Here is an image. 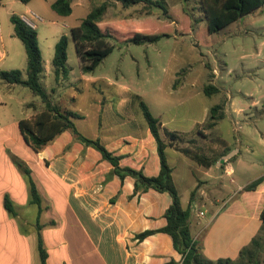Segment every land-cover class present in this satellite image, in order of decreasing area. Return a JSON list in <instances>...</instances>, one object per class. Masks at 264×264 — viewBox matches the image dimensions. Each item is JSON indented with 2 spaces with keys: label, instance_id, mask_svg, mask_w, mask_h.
I'll list each match as a JSON object with an SVG mask.
<instances>
[{
  "label": "crops",
  "instance_id": "obj_1",
  "mask_svg": "<svg viewBox=\"0 0 264 264\" xmlns=\"http://www.w3.org/2000/svg\"><path fill=\"white\" fill-rule=\"evenodd\" d=\"M55 1L31 0L28 4H22L26 13H33V6L45 12ZM16 2L21 0H0V13L8 4ZM17 15L27 20L23 14ZM8 38H16L14 31ZM5 39L0 17L1 46H4ZM5 56L3 51L0 63ZM71 76L72 72L67 83L58 81L60 85L52 88L51 98L60 96L61 89L72 84ZM176 78L174 76L173 80ZM82 79L91 84L98 82L92 74L83 72ZM109 86L120 89L121 93L129 92L127 86L121 83L110 81ZM173 86L167 92L168 96L178 94L185 88L183 83L177 88ZM156 92L160 93L161 90ZM156 95L154 103L158 111L155 112L148 103L150 110L160 120L163 130L178 133L183 138L175 146L167 148L166 153L182 205L184 208L191 207L193 212V238L202 247L204 256L211 261L237 259L263 226L264 135L260 139L262 149L256 151L252 145L246 144V151L252 156L257 155L256 159L250 161L249 168L258 165L260 169L256 170L255 176L242 178L240 162L234 166L233 161L242 154L243 144L238 140L230 148L221 134L216 135L221 120L214 129L203 128L211 109L207 101L199 100L193 94L175 108H168L164 106L166 100ZM60 101L56 98L53 100L64 110L82 115V118L75 119L79 131L91 139L100 140L111 153L121 157L122 167L141 171L147 177L159 175L161 163L158 145L143 115L128 113L126 107L124 118H114L110 111L112 100L104 96L93 99L95 108L71 109ZM71 101L76 103V98ZM197 109L201 114H195L194 110ZM91 111L94 117H90ZM90 122H93L91 127ZM162 137L168 140L164 133ZM220 140L223 147L213 149L212 143ZM179 148L197 151L214 165H200ZM31 158L26 165L31 170L42 200V211L39 216L38 209L37 215L41 230L37 229V224L26 227L29 221L20 225L19 208L15 206L16 217L10 216L3 208V199L0 206V264H41L39 236L48 255L47 264H182V255L176 251L168 234L157 232L144 240L138 238L146 231H160L166 227V212L172 204L168 193L149 190L140 197H133L135 180L127 177L121 181L118 176L112 175V164L94 148L76 141L70 131L60 134L41 152H33ZM229 165L233 170L231 176L225 173ZM14 168L17 167L14 165ZM16 170L21 174L18 168ZM246 170L248 173L249 169ZM238 174L239 180L234 178ZM19 176L6 192H2V196L8 193L14 205H33L30 187L23 174Z\"/></svg>",
  "mask_w": 264,
  "mask_h": 264
},
{
  "label": "rangeland",
  "instance_id": "obj_2",
  "mask_svg": "<svg viewBox=\"0 0 264 264\" xmlns=\"http://www.w3.org/2000/svg\"><path fill=\"white\" fill-rule=\"evenodd\" d=\"M105 1H111V4L103 23L109 24L119 38L125 39L137 30L142 35L145 32L164 37L157 42L142 45L112 40L114 51L92 73L98 82L91 84L82 79L81 63L71 37V29L80 26L92 9ZM163 1L164 10L149 8L144 4L126 8L115 0H74L70 17L59 16L51 8L41 12L35 6L32 7L33 13H26L22 2L10 3L0 13L6 38L4 46L0 44V56L3 51L6 53L0 63V72L21 70L23 77L27 78L25 47L18 38H8L14 31L11 23L13 12L23 14L38 32L46 69L41 83L48 94H51L56 84L60 85L53 74L55 46L63 35L70 37L68 66L73 82L61 89L60 96H53V100H61L63 106L71 109L95 108L93 99L104 96L112 100L111 115L120 120L125 117L126 107L128 113L143 115L141 101L147 105L149 103L155 112L158 111L154 103L156 94L166 100L164 106L168 108H175L179 102L195 94L199 100L207 101L211 108L217 105L224 107L225 117L219 122L216 135L221 134L230 148L238 140L242 142L243 152L233 161V165L237 166V162H240L242 178L255 176L260 166L249 168V163L257 155L252 156L245 146L250 144L256 151L262 149L260 139L264 135V7L221 32L209 35L203 0ZM174 76L177 77L175 80ZM110 81L126 85L129 92L121 93L120 89L109 86ZM181 83L185 88L180 93L167 95L172 84L177 88ZM211 84L219 92L208 98L204 88ZM158 90L161 92H156ZM73 98H76V103L71 101ZM43 109L42 98L34 95L29 88L8 84L0 78V206L5 195H8L5 193L2 196V192H6L12 181L22 174L14 168V161L26 164L33 157V150L24 142L18 123L31 119L33 114ZM194 112L201 114L200 109ZM90 115L95 116L92 111ZM205 124L203 128L207 129ZM200 132L203 133L202 130ZM212 147L222 148L223 141L213 142ZM191 151L198 154L197 151ZM246 169H249L248 173ZM234 178L239 180L240 174ZM57 204L61 205L60 201ZM22 205H15L19 208L18 223L23 225L29 221L26 227H31L36 224L39 208L36 205ZM3 208L2 212L6 214Z\"/></svg>",
  "mask_w": 264,
  "mask_h": 264
},
{
  "label": "trees",
  "instance_id": "obj_3",
  "mask_svg": "<svg viewBox=\"0 0 264 264\" xmlns=\"http://www.w3.org/2000/svg\"><path fill=\"white\" fill-rule=\"evenodd\" d=\"M31 0H21L28 4ZM124 7L144 4L149 8L165 9L163 0H115ZM111 1H105L101 5L93 8L80 26L71 29V37L75 42L76 52L80 59L81 69L84 74H92L103 63V61L113 53L115 46L111 41L129 42V44L142 45L145 43H154L163 38L160 34L142 35L140 30L133 32V35L119 38L115 30L109 24L103 23V18L110 7ZM73 0H56L51 9L59 16L68 17L73 13ZM204 12L207 22L209 35H215L222 30L230 27L240 19L257 12L264 7V0H203ZM11 23L14 27V36L24 45L27 54V78H23L21 70L1 71L0 78L8 84L20 85L29 88L34 95L42 98L44 109L35 114L31 119H24L19 122V129L24 142L34 153L41 152L47 145L52 143L60 134L70 131L76 141L86 147H92L97 150L104 160L110 162L113 166L112 175L118 176L121 181L127 177L135 180V189L133 197H140L149 190H155L160 193H168L172 198V204L166 212L167 225L160 231H146L138 238L144 240L146 237L157 232L168 234L172 240L177 252L182 255V264H263L264 260V209L261 213L263 226L257 236L251 243L245 247L237 259H219L211 261L207 259L202 251V247L194 240L191 231V218L193 215L191 207L184 208L181 196L176 187L173 178V170L169 165L167 158V148L175 146L177 141L183 138L175 132L163 130L160 120L154 116L149 106L140 102L145 121L158 145L161 169L157 177H147L141 171L121 166V157L111 153L100 140L91 139L82 134L75 119L82 118V115L71 110H64L59 104L53 102L51 95L47 93L41 83L44 72L43 56L39 45L38 32L30 27L19 15L11 16ZM70 37L63 35L55 46L53 58V72L56 81L70 80L71 69L68 66V49ZM219 89L208 85L204 88V93L211 97L218 93ZM223 108L220 105L210 109L209 119L205 124L207 129H214L218 122L224 118ZM222 110L221 114H218ZM162 133L167 137V141L162 137ZM185 155L193 158L200 165L210 167L214 165L208 158L193 153L189 149L179 148ZM15 166L25 177L31 193V203L38 206L39 216L42 211V200L33 180L31 170L26 164L14 161ZM257 181L251 187L254 188ZM194 194V193H193ZM14 203L8 195L4 198V207L10 216L16 217L17 212ZM38 216L36 224L37 229L41 230L40 217ZM38 250L41 264H47V252L44 249L41 236L38 240ZM168 264H175L170 262Z\"/></svg>",
  "mask_w": 264,
  "mask_h": 264
},
{
  "label": "built area",
  "instance_id": "obj_4",
  "mask_svg": "<svg viewBox=\"0 0 264 264\" xmlns=\"http://www.w3.org/2000/svg\"><path fill=\"white\" fill-rule=\"evenodd\" d=\"M25 21H26L27 23H29L31 26H33L32 23H30L28 20H25ZM225 173H226L228 176L233 175V170H232L231 165H229V166L225 169ZM200 215L203 216L204 213H200Z\"/></svg>",
  "mask_w": 264,
  "mask_h": 264
},
{
  "label": "water",
  "instance_id": "obj_5",
  "mask_svg": "<svg viewBox=\"0 0 264 264\" xmlns=\"http://www.w3.org/2000/svg\"><path fill=\"white\" fill-rule=\"evenodd\" d=\"M229 158L227 157V159L226 160H228Z\"/></svg>",
  "mask_w": 264,
  "mask_h": 264
}]
</instances>
